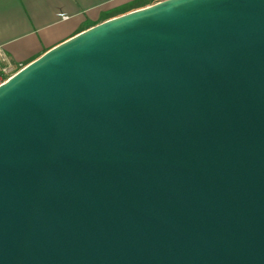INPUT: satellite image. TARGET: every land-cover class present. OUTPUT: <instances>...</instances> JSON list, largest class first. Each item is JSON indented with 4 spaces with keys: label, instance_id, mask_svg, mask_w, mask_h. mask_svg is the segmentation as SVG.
Returning <instances> with one entry per match:
<instances>
[{
    "label": "water",
    "instance_id": "1",
    "mask_svg": "<svg viewBox=\"0 0 264 264\" xmlns=\"http://www.w3.org/2000/svg\"><path fill=\"white\" fill-rule=\"evenodd\" d=\"M0 264H264V0H156L3 81Z\"/></svg>",
    "mask_w": 264,
    "mask_h": 264
},
{
    "label": "crops",
    "instance_id": "2",
    "mask_svg": "<svg viewBox=\"0 0 264 264\" xmlns=\"http://www.w3.org/2000/svg\"><path fill=\"white\" fill-rule=\"evenodd\" d=\"M154 1L0 0V55L18 69L76 32Z\"/></svg>",
    "mask_w": 264,
    "mask_h": 264
},
{
    "label": "built area",
    "instance_id": "3",
    "mask_svg": "<svg viewBox=\"0 0 264 264\" xmlns=\"http://www.w3.org/2000/svg\"><path fill=\"white\" fill-rule=\"evenodd\" d=\"M3 60V55H0ZM13 72H11V67L7 63H0V84L5 81Z\"/></svg>",
    "mask_w": 264,
    "mask_h": 264
},
{
    "label": "rangeland",
    "instance_id": "4",
    "mask_svg": "<svg viewBox=\"0 0 264 264\" xmlns=\"http://www.w3.org/2000/svg\"><path fill=\"white\" fill-rule=\"evenodd\" d=\"M0 63H7V61L3 60L2 58H0ZM9 64H10V67H11V72H15L17 70V69H15V66L12 63H9Z\"/></svg>",
    "mask_w": 264,
    "mask_h": 264
}]
</instances>
